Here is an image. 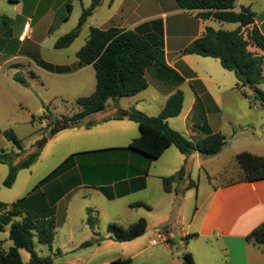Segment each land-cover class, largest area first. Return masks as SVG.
I'll use <instances>...</instances> for the list:
<instances>
[{
    "label": "crops",
    "instance_id": "0c3cea01",
    "mask_svg": "<svg viewBox=\"0 0 264 264\" xmlns=\"http://www.w3.org/2000/svg\"><path fill=\"white\" fill-rule=\"evenodd\" d=\"M254 1L236 0L234 9L214 11L210 17L204 18L202 17L204 11L183 10L179 8L176 0H103L82 26L80 36L74 43L67 49L57 50L55 49L57 40L78 25L83 10L91 5L92 0H9L10 13L2 19L9 38L7 41L3 40L0 51L13 45L15 52L12 57L0 64V69L8 64L18 69L23 68L26 73H31L33 79L40 81L42 87H48L47 89L58 94V98L77 101L79 98L89 97L96 90L94 67L81 64L77 57V53L89 39L91 28L137 30L142 34L161 33L168 67L184 78L182 83L164 80L158 77L156 69H149L146 72L148 88L136 96L128 97L132 101L126 107L121 105L124 98L113 105L118 108V114L93 116L101 113L99 112L72 125L70 119L82 111L75 101L78 111L66 121L67 124H64L69 127L63 129L62 126L58 128L59 130L56 129L47 140L49 144L61 137L70 144L71 153L63 156L58 166L41 180L34 190L17 200V203L23 200L17 205V211L36 215V211L39 210L43 214L53 216L58 226V212L63 213L66 219L69 217L67 207L71 196L81 192L85 198L91 196L90 193L93 191L101 195L109 205L123 203V207L128 205L130 209L136 210L127 228L141 218L146 220V232L133 240L138 242L140 250L129 258L131 264L148 247L158 246V242L163 244L167 254L163 260L156 255L158 264H186L184 261L186 254L191 255L194 264H264V245L247 240L248 235L264 222V181L236 182V180L225 184L214 182L205 165L207 157L198 153L183 155L175 146L168 147L160 158L151 163L143 161L131 152L121 151L140 137L138 124L129 120L127 115L131 109L145 111L139 106L140 102L147 100L142 97L143 92L150 88L153 89L154 99L159 100L158 110L161 112L175 92L182 91L184 85L192 87L195 94L193 103L186 112L183 104L181 114L175 118L184 114L183 120L187 122L185 135L188 139L197 141L206 137V134L191 121L196 95L202 100L208 116L209 105L212 108L217 106L214 93L220 89L222 83L207 72L209 62L205 61L207 58L183 55L182 51L201 38L207 27L227 31L237 29L240 23L236 18L242 7L250 8L255 14L252 26H257L264 35V10L261 12L253 10ZM68 6L71 8H67ZM170 8L172 10L168 11ZM170 16L174 19L171 25ZM160 18L163 19L161 25ZM216 24L219 28H215ZM27 25L29 27L26 31ZM226 26L233 28L228 30ZM188 30H195L189 43L182 48L170 45V38L175 40L181 38ZM251 48L257 52L256 54L264 55V52L256 47ZM15 61H21L25 65L11 64ZM202 92L208 96V100L204 99ZM35 120L34 118L32 122ZM168 124L172 129L179 131L169 122ZM1 125L0 121V130ZM174 125L179 123L176 121ZM210 126L208 116V127ZM212 131L217 133V130ZM224 149L225 147L221 153ZM105 150L109 152L97 153ZM42 152L36 164L29 169L39 164ZM255 155L264 156V153ZM183 167L186 171L184 179L174 183L170 192L165 191L163 178L175 175ZM194 167L200 172L198 184L192 178ZM60 168L62 170L58 171L57 175L47 180ZM134 169L138 173H134ZM145 170L147 174L143 172ZM6 177L4 174V179ZM202 179L210 181L207 188H201ZM191 181L197 186L196 197L189 193L192 189L187 190ZM63 202L68 204L66 203L64 211H61L59 207ZM17 203H7L0 199V204L5 206ZM44 209H48V212L45 213ZM96 210L95 207L85 209L87 224L91 211L98 225ZM5 227L8 226L3 227L4 231ZM90 231L93 240L91 228ZM191 235L196 236L190 238ZM98 237L102 239L100 233ZM147 242L150 246L144 247Z\"/></svg>",
    "mask_w": 264,
    "mask_h": 264
},
{
    "label": "trees",
    "instance_id": "16d2710c",
    "mask_svg": "<svg viewBox=\"0 0 264 264\" xmlns=\"http://www.w3.org/2000/svg\"><path fill=\"white\" fill-rule=\"evenodd\" d=\"M102 1L92 0L91 5L83 10L78 25L57 40L55 49H67L74 43L80 36L82 26L94 14ZM176 3L179 8L186 11H204L202 17L207 18L214 11L234 9L236 0H176ZM67 8L70 9L71 6ZM254 17L255 14L250 8L242 7L236 18L240 23L237 29L227 31L207 27L204 35L188 45L183 50V54L218 59L226 71L235 74L237 86L251 87L256 93V98L264 106V92L258 88L259 85L264 84V55L249 50V47L252 46L264 52V35L257 26H252ZM245 32L246 38L244 37ZM77 57L81 64L94 67L97 86L95 92L89 97L77 99L76 103L82 108V111L70 119L72 125L88 116L104 111L109 100L117 104L122 98L133 97L146 90L148 88L146 72L149 69H156L157 75L161 79L173 80L178 83L184 81V78L169 68L166 63L164 40L161 33L142 34L137 30L91 28L89 39L77 53ZM14 80L22 85L28 83L26 78L20 74L15 75ZM183 104L184 93L179 90L167 100L158 116L151 117L142 111L131 109L127 117L138 124L140 137L121 151L131 152L137 157L138 155L142 156L148 163L160 158L170 146H175L183 155L192 153H198L203 157L219 155L226 145V138L221 133H212L209 130L204 104L197 95L191 121L206 134V137L192 141L169 126L168 120L181 114ZM48 117L51 118V115ZM54 132L55 130L50 136ZM0 134H2L1 130ZM4 135L6 140L20 152L24 150L22 140L13 130L4 132ZM49 137L39 142L38 149L18 164L14 163V158L20 153L1 151L0 164H5L9 168L3 183L6 188L14 186L20 171L29 169L36 164ZM105 152H109V150L97 153ZM235 158L242 171V176L236 182L264 181V156L244 151L237 154ZM60 170L62 168L57 169L47 180L57 175ZM133 172L138 173L135 169ZM143 172L147 174V170ZM185 176L186 171L183 167L175 175L163 178L165 191L170 192L172 185L183 180ZM194 185V182L191 181L190 186ZM22 202L23 200L18 201L16 205H13V210H4L0 216V227L3 229L4 226H9V238L14 244L8 252L0 251V264H53L51 256L42 258L34 252V235L38 236L40 243L52 247L56 237V219L53 216L39 218L28 212L26 215H22V212L15 209ZM4 208L6 206L0 204V210ZM18 216L21 217V221L15 220V217ZM88 225L93 231L94 239L83 243L82 248L90 247L102 240L96 232L97 220L92 216L91 211L88 215ZM146 229L147 222L144 218L139 219L128 228L114 223L108 225L109 232L113 233L120 242L133 241L142 236ZM195 236L191 235L190 238ZM247 240L257 245H264V222L248 235ZM22 249L31 254L30 262L22 261L20 253ZM57 254H61V251L58 250ZM184 261L186 264H194L190 254L184 255ZM112 264H131V260L118 259Z\"/></svg>",
    "mask_w": 264,
    "mask_h": 264
},
{
    "label": "rangeland",
    "instance_id": "374dc122",
    "mask_svg": "<svg viewBox=\"0 0 264 264\" xmlns=\"http://www.w3.org/2000/svg\"><path fill=\"white\" fill-rule=\"evenodd\" d=\"M252 3L253 10L257 12L264 10V0H255ZM10 8L9 0H0V45L3 40L7 41L9 38L6 35V26L2 23V19L8 16ZM170 10L172 9H168V11ZM159 20V24L161 25L163 19L160 18ZM173 20L170 16L169 25H171V21ZM215 28H219L217 24ZM226 28L232 30L233 27L226 26ZM194 32L195 30H188L181 38L176 40L170 38V45L177 48L184 47L193 38ZM244 37L246 38V32L244 33ZM249 50L253 51L254 49L252 50L250 46ZM14 52L13 45L10 48H3L0 51V64L7 60V58L12 57ZM254 52L257 53L255 50ZM205 61H209L207 72L214 79L222 83L220 89L214 93L217 98V106L212 108L209 105L208 116L211 126L208 128L211 132H213L212 129L217 130V133H221L226 138V146L223 153L219 156L207 157L205 165L214 182L225 184L236 181L242 176L241 169L237 165L235 158L237 154L244 151L252 154L264 153V106L261 105L260 101L256 98V93L249 86L238 87L235 74L226 71L218 60L207 58ZM15 63L25 65L21 61H15L11 64ZM18 74L26 78L27 85H22L14 80V76ZM30 74L26 73L23 68L18 69L11 67L9 64L0 69V121L2 124L0 153L2 150L9 153H20L19 156L14 158L15 164L20 163L37 150L39 142L49 137L54 130L67 124L66 121L78 111L75 103L76 100L58 98V94L51 89H47L48 87H42L40 81L33 79ZM258 88L264 92V84L258 86ZM182 91L185 97L184 105L186 112L188 107L193 103L195 94L193 88L189 85H184ZM201 94L205 100H208V96L204 92ZM142 95L147 100L140 102L139 108L144 109L145 111L143 112H147L149 116H158L160 113L158 110L159 100L154 99L153 89L150 88L143 92ZM130 101H132L130 98L122 99V107L129 105ZM113 105H116L115 102L113 104V101L109 100L105 110L93 116L103 117L118 114V108L116 109ZM48 115H51L52 119ZM183 115L179 118L169 119L168 122L170 125L178 128V132L186 136L187 122L183 120ZM34 118L36 120L32 122ZM58 121L60 123L57 125L56 122ZM176 121L179 125H174ZM9 130H13L22 140L24 149L22 152L6 140L4 132ZM70 150V144L61 137L53 140L43 150L39 164L32 169L20 172L12 188H6L3 185L5 180L4 174L8 175L9 168L5 164H0V199L7 203H17L18 199L24 198L34 190L39 182L58 166L63 156L71 153ZM138 157L143 160L145 159L139 155ZM199 173V170L194 167L192 178L197 184ZM201 182V188L203 189L208 187V182L210 181L202 179ZM196 188V184L194 186H190L189 184L187 190L192 189L189 193L196 197ZM90 194L91 196L84 198L81 192H77L71 196L69 204L63 202L59 207L61 211H64L65 204L67 203L69 217L66 219L63 213L58 212L57 234L52 247L40 243L38 236L34 235V252L39 257L51 256L53 264H111L118 259H129L140 250L138 242H120L108 230V225L113 224V222L127 228L129 220L134 218L136 210L130 209L128 205L123 207V203L120 205L117 203L109 205L96 192L92 191ZM104 203L107 206L103 205ZM12 207L13 205L10 204L3 211H11L14 209ZM88 207L97 208L98 225L96 230L101 234L102 240L88 248H81L84 242L90 241L93 238L92 232L86 222L87 214L85 213V209ZM15 209L17 210V208ZM3 211L0 212V216ZM36 212L35 214L39 218L49 217L39 210ZM44 212L47 213L48 209H44ZM26 214L24 212L22 215ZM15 220L21 221L22 219L18 216L15 217ZM0 241L1 252H8L14 246L9 238V226L5 227V231L3 229L0 230ZM157 245L148 247L150 244L148 242L145 243L144 247H148V249L139 258L134 259L133 264H158L156 255H159L162 260L166 258L165 255L167 254L163 244L158 242ZM58 250L62 251V253L57 254ZM20 253L24 263L30 262L31 254L29 252L22 249Z\"/></svg>",
    "mask_w": 264,
    "mask_h": 264
},
{
    "label": "water",
    "instance_id": "95a60500",
    "mask_svg": "<svg viewBox=\"0 0 264 264\" xmlns=\"http://www.w3.org/2000/svg\"><path fill=\"white\" fill-rule=\"evenodd\" d=\"M251 88V87H250ZM252 89V88H251ZM60 123V121H58V122H56V124L58 125ZM69 127V125H65L64 127H63V129H67Z\"/></svg>",
    "mask_w": 264,
    "mask_h": 264
},
{
    "label": "built area",
    "instance_id": "2783aa9c",
    "mask_svg": "<svg viewBox=\"0 0 264 264\" xmlns=\"http://www.w3.org/2000/svg\"><path fill=\"white\" fill-rule=\"evenodd\" d=\"M28 27H29V25H27V26L25 27V30H26V31L28 30Z\"/></svg>",
    "mask_w": 264,
    "mask_h": 264
}]
</instances>
